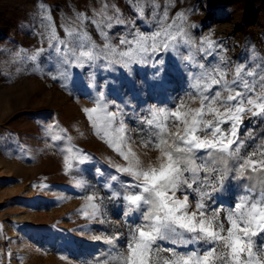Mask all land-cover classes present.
I'll list each match as a JSON object with an SVG mask.
<instances>
[{
	"label": "rangeland",
	"instance_id": "rangeland-1",
	"mask_svg": "<svg viewBox=\"0 0 264 264\" xmlns=\"http://www.w3.org/2000/svg\"><path fill=\"white\" fill-rule=\"evenodd\" d=\"M158 2L164 5L168 0ZM106 3L118 5L125 19L133 15L126 0H0V264H116L113 258L126 253L132 231L143 223L140 211L128 212L130 206L123 199L137 191L127 187L131 177L115 168L125 161L95 134L81 109L92 107L103 94L110 110H115L113 105L123 110L127 135L141 161L154 163L158 152L139 146L147 134L141 120L150 106L171 109L190 91V74L198 69L189 66L192 61L180 59L189 48L181 44L178 52L165 54L166 70L160 79L152 78L150 66L133 65L129 70L106 59L92 68H69L62 76L52 49L37 62L16 55L20 49L32 53L47 48L39 36L42 29L35 27L38 16L50 11L58 25L77 27V12L99 20L97 13ZM176 11L188 16L186 30L196 61L208 66L218 62L216 56L195 51L199 41L211 37L218 44V55L233 68L239 63L254 67L253 57L264 62V0H179L170 15ZM132 27L153 30L140 20ZM88 31L102 46L98 30L88 25ZM107 31L111 42L118 44L128 27ZM58 32L68 39L59 28ZM54 75L58 79H52ZM246 129L257 137L264 135V119L246 118L241 132ZM52 135L61 140L49 139ZM258 146V141H249V152ZM68 148L90 154L91 159L73 161L72 170L66 172ZM248 182L230 176L219 191L206 197L209 212L224 210L221 222L226 227L227 210H234ZM89 196L99 210L85 216ZM189 198L194 204L195 194ZM110 238H115L114 244L107 243ZM207 247L200 242L177 250L203 252ZM160 256L167 258L166 252Z\"/></svg>",
	"mask_w": 264,
	"mask_h": 264
},
{
	"label": "snow or ice",
	"instance_id": "snow-or-ice-1",
	"mask_svg": "<svg viewBox=\"0 0 264 264\" xmlns=\"http://www.w3.org/2000/svg\"><path fill=\"white\" fill-rule=\"evenodd\" d=\"M126 2L132 17L125 19L118 5L106 3L97 13L99 20L77 12V27L58 25L48 11L38 16L35 26L42 29L39 36L46 41L47 48L38 47L32 53L24 49L16 52L17 56L22 54L37 62L42 53L52 49L59 57L57 70L63 69L62 76L69 68H92L96 61L106 59L108 64H119L129 70L133 65L150 66L154 69L152 78L160 79L166 70L165 54L178 52L181 44L189 48V54L180 59L192 61L189 66L198 69L190 74L193 81L190 91L184 98H177L171 109L150 106L141 120L142 126H147V134L139 146L158 152L154 163L145 165L141 161L127 135L130 129L122 119L123 110L115 105V110H110L103 94L92 107L81 109L95 134L125 161L115 168L131 177L127 187L137 190L123 199L130 206L128 212L140 211L143 223L132 231L126 253L118 254L114 261L264 264V135L257 137L252 129L241 132L246 118L264 119V62L253 57L254 67L239 63L233 68L218 55L217 42L205 37L195 51L216 56L218 62L211 66L200 63L192 52L194 43L186 30L188 16L183 11L170 15L179 0H168L164 5L158 0ZM136 20L153 30L144 32L132 27ZM88 25L98 30L104 41L102 46L92 38ZM116 26H127L128 34L113 44L107 29ZM58 28L68 39L60 36ZM52 79L58 77L54 75ZM49 139L61 140V136L52 135ZM249 141H258V148L249 152ZM67 152L66 172L72 170L73 161L84 163L91 159L90 154H77L72 148ZM230 161L235 163L229 166ZM230 176L249 182L242 186L243 194L234 210H227L226 227L221 222L224 210L209 212L206 197L219 191ZM190 193L196 196L194 204L190 202ZM93 200L94 197H88L90 211L84 212L85 216L95 215L99 210ZM114 242L115 238L107 239L109 244ZM159 242L171 247L165 249ZM200 242L209 245L203 252L177 250ZM161 252H166L167 258L161 259Z\"/></svg>",
	"mask_w": 264,
	"mask_h": 264
}]
</instances>
